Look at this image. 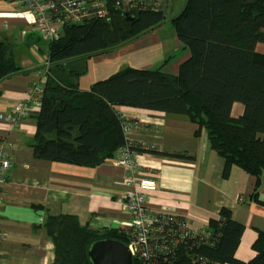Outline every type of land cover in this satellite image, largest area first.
Wrapping results in <instances>:
<instances>
[{
  "label": "trees",
  "instance_id": "16d2710c",
  "mask_svg": "<svg viewBox=\"0 0 264 264\" xmlns=\"http://www.w3.org/2000/svg\"><path fill=\"white\" fill-rule=\"evenodd\" d=\"M105 12L65 25L49 42L38 107L30 111L36 120L29 144L33 156L92 168L128 146L136 154L193 159L187 152L127 141L115 109L170 113L187 117L196 137L205 131L209 148L224 160L225 177L237 166L254 176L258 187L264 180V55L255 47L264 44V0H184L169 19L166 3L146 2L140 10L122 13L108 1ZM165 24L188 51L175 74L164 70L167 59L155 69L122 67L87 91L79 89L92 56L109 54ZM19 72L12 47L0 41V82ZM234 103L242 106L236 117L231 115ZM44 229L58 251L53 264H91L92 243L111 239L127 245L130 240L126 229L92 230L72 215L49 216ZM243 230L223 208L204 230L190 231L151 264H264L263 232L252 245V260L235 258ZM132 264L144 261L136 255Z\"/></svg>",
  "mask_w": 264,
  "mask_h": 264
},
{
  "label": "crops",
  "instance_id": "0c3cea01",
  "mask_svg": "<svg viewBox=\"0 0 264 264\" xmlns=\"http://www.w3.org/2000/svg\"><path fill=\"white\" fill-rule=\"evenodd\" d=\"M176 1L166 0V11L176 6ZM32 25L30 11L13 0H0V41L12 47L22 69L0 82L2 115L11 114L31 86L37 84L42 89L38 74L47 58L42 64L31 58L18 62L13 47L30 46L29 52L35 53ZM165 28L163 25L109 54L92 56L86 74L79 79V89L87 91L122 67L155 69L167 59L164 70L175 74L188 51L179 44L174 30L167 33ZM19 50V57L24 56ZM255 50L264 55V44H257ZM237 104L231 109L234 117L242 112L240 104L236 109ZM120 109L131 117L130 142L194 157L136 154L138 177L154 181L157 187L147 197L149 214L182 218L193 233H199L210 219H217L221 209H228L232 219L244 226L235 258L243 263L252 260V245L258 233H264V180L256 187L255 177L237 166H231L225 177L223 158L209 148L204 130L194 135L196 126L185 116ZM35 131L33 112L18 122L0 120V142L10 159L0 184V264H53L58 251L44 229L49 216L72 215L92 230H125L129 226V213L122 205L125 169L116 164V156L92 168L37 159L29 147Z\"/></svg>",
  "mask_w": 264,
  "mask_h": 264
},
{
  "label": "built area",
  "instance_id": "2783aa9c",
  "mask_svg": "<svg viewBox=\"0 0 264 264\" xmlns=\"http://www.w3.org/2000/svg\"><path fill=\"white\" fill-rule=\"evenodd\" d=\"M31 12L33 16V31L40 39L48 42L61 36L62 29L67 24L80 23L90 16H104L107 3L115 5L122 13L140 10L146 2L155 6L166 0H13ZM43 70V69H42ZM38 77L41 80L43 71ZM39 85L31 86L21 99L14 105L11 114H0L3 122H18L29 116L38 105L41 95ZM115 114L120 117L121 128L125 139L129 141L131 117L120 108L115 109ZM136 153L128 146L120 148L116 153V164L125 169V191L122 205L127 209L130 217L129 250L133 257L138 255L144 264H151L159 254L165 253L178 246L191 231L185 220L179 217L151 216L147 209V197L155 191L154 181L139 178L137 175ZM10 159L0 142V184L3 182ZM0 192V205H1ZM159 220V221H158ZM1 241V235H0Z\"/></svg>",
  "mask_w": 264,
  "mask_h": 264
},
{
  "label": "water",
  "instance_id": "95a60500",
  "mask_svg": "<svg viewBox=\"0 0 264 264\" xmlns=\"http://www.w3.org/2000/svg\"><path fill=\"white\" fill-rule=\"evenodd\" d=\"M87 256L91 264H132L133 262L129 247L111 239L92 243Z\"/></svg>",
  "mask_w": 264,
  "mask_h": 264
},
{
  "label": "rangeland",
  "instance_id": "374dc122",
  "mask_svg": "<svg viewBox=\"0 0 264 264\" xmlns=\"http://www.w3.org/2000/svg\"><path fill=\"white\" fill-rule=\"evenodd\" d=\"M175 4H177V5L173 6L171 9L169 8V10L166 11V18L167 19L175 16L179 12V10H180L179 8L182 7L183 1L182 0H177L175 2ZM165 27H166L165 28V32L170 33V32L173 31L169 24H165ZM33 39H35V41H36V43L33 44L34 47L39 48V50H36V48H35V53L34 54H31L29 52L30 51V48H29L30 46L26 48L24 46L13 45V47L16 48L15 52L17 54L16 57H17V61L18 62H21L22 60L29 59V58H31V60L33 62H38V63L41 62L40 64L45 62V60L47 58V55H48V42L46 40H44V39H40V37L38 35H35ZM19 49H21V51L24 52L23 53L24 56L19 57L20 56L19 55V51H20ZM18 57H19V59H18ZM238 106H240V105L237 104L236 109L239 108Z\"/></svg>",
  "mask_w": 264,
  "mask_h": 264
}]
</instances>
